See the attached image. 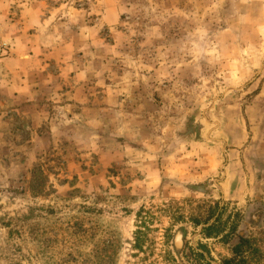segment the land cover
Wrapping results in <instances>:
<instances>
[{
    "label": "rangeland",
    "instance_id": "1",
    "mask_svg": "<svg viewBox=\"0 0 264 264\" xmlns=\"http://www.w3.org/2000/svg\"><path fill=\"white\" fill-rule=\"evenodd\" d=\"M25 2L0 264H264V0Z\"/></svg>",
    "mask_w": 264,
    "mask_h": 264
},
{
    "label": "crops",
    "instance_id": "2",
    "mask_svg": "<svg viewBox=\"0 0 264 264\" xmlns=\"http://www.w3.org/2000/svg\"><path fill=\"white\" fill-rule=\"evenodd\" d=\"M25 1L28 0H0V33L5 34V37L10 39V42L13 43V58L0 61V76L1 77H11L16 75L17 72L24 69L23 62L24 57H26L31 49L28 43L24 45L22 39L25 38V29L30 31L33 29L29 17L32 13L39 14V20L41 21L42 12L39 6L29 5ZM32 4V3H31ZM19 30H21L19 32ZM28 31V32H29ZM24 33V34H23ZM28 41V40H27ZM9 97L16 100L17 98L21 99V96L18 93L17 83L9 82ZM1 95V87H0ZM13 100V101H14ZM11 101V100H10Z\"/></svg>",
    "mask_w": 264,
    "mask_h": 264
},
{
    "label": "trees",
    "instance_id": "3",
    "mask_svg": "<svg viewBox=\"0 0 264 264\" xmlns=\"http://www.w3.org/2000/svg\"><path fill=\"white\" fill-rule=\"evenodd\" d=\"M210 228L206 230V232H209ZM242 241L237 244L234 247V253H235V258L230 259V260H226L223 264H243V260L238 259V256L241 254V248H242Z\"/></svg>",
    "mask_w": 264,
    "mask_h": 264
},
{
    "label": "built area",
    "instance_id": "4",
    "mask_svg": "<svg viewBox=\"0 0 264 264\" xmlns=\"http://www.w3.org/2000/svg\"><path fill=\"white\" fill-rule=\"evenodd\" d=\"M7 50V46H6V44H4V43H1L0 42V52H5Z\"/></svg>",
    "mask_w": 264,
    "mask_h": 264
}]
</instances>
